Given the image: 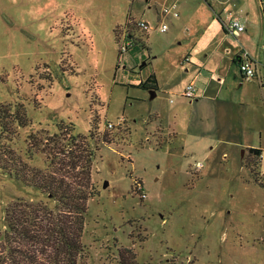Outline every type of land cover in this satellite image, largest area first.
<instances>
[{
  "label": "rangeland",
  "instance_id": "374dc122",
  "mask_svg": "<svg viewBox=\"0 0 264 264\" xmlns=\"http://www.w3.org/2000/svg\"><path fill=\"white\" fill-rule=\"evenodd\" d=\"M171 2L0 0V103H23L29 118L10 144L44 167L45 154L28 147L30 133L64 126L88 135L94 118L108 135L89 138L97 193L88 199L78 264H121V253L124 264H264V150L243 152L247 170L253 160L260 173L244 177L240 149L223 143L241 114L219 121L211 106L197 112L181 94L200 73L199 94L220 61L232 65L225 72L235 71V84L239 48L264 55V0H180L179 16H161ZM229 16L246 30H224ZM127 35L135 43L121 51ZM151 73L159 86H141ZM18 197L56 204L0 168L1 223Z\"/></svg>",
  "mask_w": 264,
  "mask_h": 264
},
{
  "label": "trees",
  "instance_id": "16d2710c",
  "mask_svg": "<svg viewBox=\"0 0 264 264\" xmlns=\"http://www.w3.org/2000/svg\"><path fill=\"white\" fill-rule=\"evenodd\" d=\"M140 85L156 88L155 74ZM28 123L23 103L17 102L14 108L0 103V168L47 193L56 204L50 207L42 199L18 197L5 206L0 222V264H78L84 250L81 235L88 199L97 193L91 178L94 152L89 138L107 141L108 135L97 132L94 118L88 135L64 126L52 135L45 129L30 133L28 147L45 154L46 166L41 167L25 160L9 142L16 128ZM261 151L249 148L255 155ZM246 165L258 179L253 160ZM123 257L121 253V264L125 263Z\"/></svg>",
  "mask_w": 264,
  "mask_h": 264
},
{
  "label": "crops",
  "instance_id": "0c3cea01",
  "mask_svg": "<svg viewBox=\"0 0 264 264\" xmlns=\"http://www.w3.org/2000/svg\"><path fill=\"white\" fill-rule=\"evenodd\" d=\"M171 4L173 8L178 12L183 9V4L180 0H172ZM170 4V5H171ZM182 6V7H181ZM223 27V25H222ZM226 30L225 28H223ZM245 49V48H244ZM240 48L233 53L232 59L236 63L235 55L238 53ZM246 50V49H245ZM207 55V53H206ZM189 61V53H185L182 55V58ZM252 57V56H251ZM190 59V58H189ZM254 65L260 70L262 74H264V55H258L256 57H252ZM182 61V60H181ZM222 61L216 65L214 74L208 76V80L204 83V86L199 90L200 93L197 94L195 91L194 100H189L190 103H195V107H197V112H203L204 108L207 106H211L210 113L217 117L216 119L224 120L223 117H226V114L234 115L241 114L240 125H232L231 129H233L232 137L223 138L224 147L226 148L237 146L241 151L240 163L242 168V174L244 177L248 175V171L246 166L242 163L243 152L249 151L250 147H256L264 150L263 137H264V90L257 79L250 78L242 74L237 66L238 78L236 79V83H232L235 77V71H232V74H226L225 70L231 68V64L224 63V67H221ZM188 70V68H186ZM200 72V69L198 70ZM200 73H196L190 81H194L196 86V79H198ZM189 81V82H190ZM159 86V83H157ZM198 89V87H197ZM251 119V129H247V120ZM171 132H174V127L171 126L169 128ZM221 143V142H219ZM226 153V151L224 152ZM224 158H227V154L223 155Z\"/></svg>",
  "mask_w": 264,
  "mask_h": 264
},
{
  "label": "built area",
  "instance_id": "2783aa9c",
  "mask_svg": "<svg viewBox=\"0 0 264 264\" xmlns=\"http://www.w3.org/2000/svg\"><path fill=\"white\" fill-rule=\"evenodd\" d=\"M161 16H166L168 14H172L174 16L178 15V12L173 8V5H164L162 6L161 10L159 11ZM139 27L148 29L150 24L145 20H140L138 22ZM224 28L235 35H238L240 32L246 30L245 24L237 17L229 16V18L223 21ZM159 27L161 30H165L167 28V23L160 19ZM124 41L120 44V50L125 51L130 48L133 44V38L130 36H126L123 38ZM122 39V40H123ZM235 60L237 62V66L239 71L244 74L245 76L257 77L259 80L263 90H264V74L260 72V70L254 65L253 59L250 56L249 52L244 48H241L238 53L235 55ZM196 86L194 81H190L186 84L183 91L181 92L182 95H185L189 98V100H193L195 97ZM111 125V123H109ZM198 166H201L202 163L200 161L197 162Z\"/></svg>",
  "mask_w": 264,
  "mask_h": 264
},
{
  "label": "water",
  "instance_id": "95a60500",
  "mask_svg": "<svg viewBox=\"0 0 264 264\" xmlns=\"http://www.w3.org/2000/svg\"><path fill=\"white\" fill-rule=\"evenodd\" d=\"M153 93H154V91H152ZM108 183V181L107 180H105V182H104V184L106 185Z\"/></svg>",
  "mask_w": 264,
  "mask_h": 264
}]
</instances>
